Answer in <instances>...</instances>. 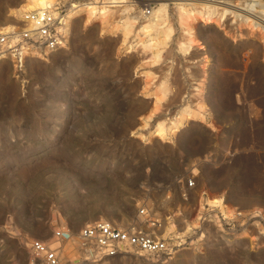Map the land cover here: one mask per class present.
Listing matches in <instances>:
<instances>
[{
	"label": "rangeland",
	"instance_id": "1",
	"mask_svg": "<svg viewBox=\"0 0 264 264\" xmlns=\"http://www.w3.org/2000/svg\"><path fill=\"white\" fill-rule=\"evenodd\" d=\"M134 1L107 4L104 25L76 18L64 47L30 65L0 61V264H36L29 242L57 230L73 260L99 220L161 237L171 218L182 233L205 192L232 215L205 206L166 257L98 264H264V0ZM22 2L0 0V25Z\"/></svg>",
	"mask_w": 264,
	"mask_h": 264
},
{
	"label": "built area",
	"instance_id": "2",
	"mask_svg": "<svg viewBox=\"0 0 264 264\" xmlns=\"http://www.w3.org/2000/svg\"><path fill=\"white\" fill-rule=\"evenodd\" d=\"M72 4L75 3L71 0H57L52 6L25 15L24 21L11 23L15 29L0 31V61L22 66L27 59L44 58L61 50L66 40L65 16ZM141 12L142 15H149L150 8ZM26 21L32 22L31 28H25ZM188 184L191 185L190 180ZM139 214L147 216L143 209ZM235 214L241 217V213ZM145 221L153 229L163 224L159 217H146ZM54 239L53 244L39 239L29 242L28 249L36 259V264H98L103 259L128 252L160 258L166 257L168 250L167 240L155 235L153 231L146 232L136 226L121 228L103 220L95 221L78 231V255L73 260L61 255L62 243L71 239L69 231H55ZM55 244L57 246L52 247Z\"/></svg>",
	"mask_w": 264,
	"mask_h": 264
},
{
	"label": "bare ground",
	"instance_id": "3",
	"mask_svg": "<svg viewBox=\"0 0 264 264\" xmlns=\"http://www.w3.org/2000/svg\"><path fill=\"white\" fill-rule=\"evenodd\" d=\"M55 1L56 0H23V2L18 7L10 10L9 17L11 18V20L3 25H0L2 26L0 27V31H10V30L15 29L14 27H12V24L24 21L23 18L25 15L31 12H34L36 10L45 9L46 7L52 6V4ZM107 1L108 2L104 1V2L98 3L97 0H91V1H88L82 4H78V5L70 7V9L67 11L66 16H65L66 36L69 34V30H70V27L73 21L76 18L81 17L82 15L85 17L86 22L90 21V19L93 17H97V19H99L102 22V25H104V22L106 21V17H107V7H108L107 4L116 3L115 0H107ZM253 2H254L253 3L254 6H258V7L262 6L258 3V0H254ZM131 3H135V1L131 0ZM159 11L160 10H155L150 21L144 22L138 26V30L141 34L146 35L149 32V30L153 28V26L158 24V22L161 19V17L159 16ZM163 13L165 12L163 11ZM245 22L247 23V25L255 26V24L251 23V20H249L248 17L245 18ZM31 27H32V22L26 21L25 28L29 29ZM124 27L125 29H129L132 27V24L127 23ZM249 32L251 35L255 34L254 33L255 31L250 30ZM125 36H126V33H124V37ZM192 43H193L192 41H189L190 45ZM150 46L151 44H144V43L138 44V47H142L143 49H149ZM35 59H39V58L27 59L25 64L30 65L32 62H34L33 60ZM192 117H194V114L192 112H189L185 116H182L184 121H188ZM168 132H170L168 128H164L160 126L156 136H160ZM198 202H199L198 213L196 214L195 219L192 222H190V224L185 225L184 232L182 233L179 232L176 229L175 224L172 223L173 220L171 218H167L169 219V222L167 223L165 222V225L160 230L157 231L158 233H160L161 238L164 240L179 239L185 233H188V232L190 233V231L193 230L195 226H197L196 220L200 219V216H201L200 214L203 211L205 206H208V207H211L217 210H225V212L227 213V216L232 215L233 211L230 210L227 206H225L222 195L214 196V195H209L205 192L199 196Z\"/></svg>",
	"mask_w": 264,
	"mask_h": 264
},
{
	"label": "crops",
	"instance_id": "4",
	"mask_svg": "<svg viewBox=\"0 0 264 264\" xmlns=\"http://www.w3.org/2000/svg\"><path fill=\"white\" fill-rule=\"evenodd\" d=\"M225 212V211H224ZM243 238H248L249 240H250V243H252V241H251V238H250V236L248 235V234H246V233H242V234H240Z\"/></svg>",
	"mask_w": 264,
	"mask_h": 264
},
{
	"label": "water",
	"instance_id": "5",
	"mask_svg": "<svg viewBox=\"0 0 264 264\" xmlns=\"http://www.w3.org/2000/svg\"><path fill=\"white\" fill-rule=\"evenodd\" d=\"M144 113H145V114L148 113V110H146Z\"/></svg>",
	"mask_w": 264,
	"mask_h": 264
}]
</instances>
